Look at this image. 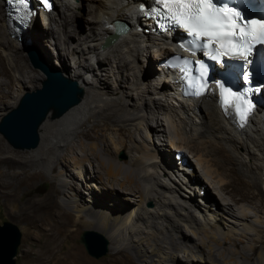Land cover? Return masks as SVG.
I'll return each mask as SVG.
<instances>
[{"label":"bare ground","instance_id":"1","mask_svg":"<svg viewBox=\"0 0 264 264\" xmlns=\"http://www.w3.org/2000/svg\"><path fill=\"white\" fill-rule=\"evenodd\" d=\"M152 1L52 0L51 9L34 2L33 22L19 40L9 29L6 0H0V77L10 73L1 67L4 56L26 82L29 62L24 45L28 48L31 40L32 45L42 46L49 62H57L84 89L81 102L65 114L48 115L39 129V145L19 157L21 169L12 168L11 161H17L14 155L0 157V164L6 163L0 171V189L6 198L15 199L24 187L44 177L56 183L57 189L41 197L28 190L21 208L31 234L38 242L44 240L34 259L46 258L48 264L106 263L92 262L81 249L64 253L59 247L80 226L110 239L109 262L116 264H127L128 252L138 260L129 264H264V95L254 102L256 107L243 127L234 111L224 113L215 85L197 98H181L171 70L163 65L175 52V35L166 45L167 37L140 18L142 8ZM86 6L93 20L84 34L75 35ZM40 11L46 18L43 26L49 28L46 38L37 28L38 35L29 32ZM120 20L127 28L103 46ZM150 55L157 59L154 71L146 67ZM44 75L30 77L43 82ZM7 84L0 80V98ZM153 87L160 89L155 93ZM171 98L184 116L172 107L163 128L170 157L157 140H137L133 129L146 122L152 134L159 135L164 101ZM107 120L118 127L104 123L105 128L115 129L118 135L96 131ZM124 130L129 132V145ZM120 148H127L129 163L118 159ZM195 165L211 178L202 179ZM214 181L231 195L233 204L218 201L211 190ZM197 188L205 193L199 196ZM195 191L199 202L194 201ZM223 212L239 222L228 216L227 220Z\"/></svg>","mask_w":264,"mask_h":264},{"label":"snow or ice","instance_id":"2","mask_svg":"<svg viewBox=\"0 0 264 264\" xmlns=\"http://www.w3.org/2000/svg\"><path fill=\"white\" fill-rule=\"evenodd\" d=\"M26 14L31 15L30 0H14ZM45 9H51V0H39ZM155 6L145 10L146 15L157 20L158 27L167 31L171 26L184 30L189 37L179 47L196 57L201 53L207 60L221 65V79L209 77V65L204 59L175 56L174 67L183 73V79L192 94L196 96L213 91L212 85L218 90L221 108L227 115L234 111L243 127L256 104L252 93L260 92L264 85L255 89L244 90L230 85L227 73L232 67L231 62L242 61L251 64L250 57L258 46H264V15H249L241 7V0H154ZM233 5V6H230ZM243 81L251 85L249 72H242Z\"/></svg>","mask_w":264,"mask_h":264},{"label":"rangeland","instance_id":"3","mask_svg":"<svg viewBox=\"0 0 264 264\" xmlns=\"http://www.w3.org/2000/svg\"><path fill=\"white\" fill-rule=\"evenodd\" d=\"M44 19H46L45 14L41 13V11H40L35 16V20H36L35 24L37 27L36 26L33 27V29L29 30V32H31V33H33V31L35 32L36 28H37V32L39 34H41V37L46 38L48 33H49V28H46L45 26H43ZM80 19H81V23L77 24V26L74 27L75 28V35L84 34L88 30L89 24L93 20V16L89 12V8L87 6L83 10V13L80 16ZM37 32H35V33L38 35ZM27 34H28V32H27ZM27 34H26V36H27ZM70 41H73V40H70ZM27 44L32 45L33 43L30 40V43H27ZM26 46L27 45H24L25 52H26V59L29 62L28 65H25V63H24V65L26 66L25 68L27 70V76H28L26 82H23L20 80V72H15V69L10 67V65L5 60L4 56H2L3 57V64H1V67L5 70H9L10 73L8 75H5L3 78L0 77V80L5 79L6 83H8L6 86L3 87L2 90H3L4 94H2L1 98H0V120H1L2 116L11 107L17 105L20 97L26 92V90L28 88L36 89V88L42 86V83H43L42 81H40L37 78L32 79L30 77V75H37L38 76L40 73H43V72L40 69L35 68L31 64L30 59L28 57ZM36 46L39 48V50L41 51V53L43 54V56L47 60V56H46L44 50L41 48L42 46H38V45H36ZM59 50L62 51L61 48H59ZM147 58H148L147 59L148 63L146 62L147 70L154 71V68H155L154 66H156L155 63L157 62V59L154 57V55L153 56L150 55ZM150 58L152 60L151 64H149ZM19 62H20V60H19ZM48 63L51 66L57 67V68L62 70V68L60 66H58L59 64H57V62L54 63V61L53 62L48 61ZM97 70L101 72V70H99L98 68H97ZM155 70H156V68H155ZM131 73H133L132 70L128 72L130 82L133 81L131 79L134 78L133 75H131ZM105 74H107V73H105ZM105 74L104 75L102 74V76L106 77L107 75H105ZM90 75H92V74H90ZM147 77L150 79V77H153V76L150 74H147ZM44 78H45V75H44ZM10 81H12V82H10ZM9 83L11 86L9 85ZM159 84L157 82H155V86H159ZM114 85H117V83L115 82ZM128 85H131V84L128 83ZM152 89H153V92L156 93V91H159L160 87H153ZM130 91H134V93H135V90H130ZM173 99L172 98L169 99L168 102L164 101L165 113L162 115L164 126L163 127L159 126V128H160L159 129V135L152 134L151 125L146 123V122L139 124V126H141V129L138 130V129H136V127L133 129V131H135V132H133V134L137 140L142 141L144 139L145 140L147 139V142H149V143L150 142L153 143L152 141L154 139L157 140V142H160L161 147L165 150L164 154L167 151L168 154L170 155V157L172 156V153L170 152V150H168L169 141H168L167 135L164 134V132H163V128L166 127L168 124V121L171 117L170 111H171L172 107H173V109L177 110V112L179 113L180 116H182V112H181V109L179 107L178 102L176 100H173ZM104 123H107L112 128L118 127V125H116V123L114 121L107 120L106 122L103 121L100 123V125L96 128L97 132L106 133L107 135L116 134L115 129H106ZM161 127H162V129H161ZM173 130H174V128L171 127L170 132H169V134L172 136L174 135ZM92 133H94V132H92ZM116 135H118V134H116ZM124 135H125L124 139L127 141L128 145H129L131 143V140H130L131 138H130L128 130H124ZM160 138L162 140H160ZM0 145L2 147V150L0 152V157H4L6 155H12V156L14 155V157L17 159V161H14V160L11 161L12 168L15 170L21 169L19 166H21L22 164L18 161V159H19V157L22 159V157L27 156L29 154V150L28 149H19V148L13 147L12 145H10L7 142V140L5 139V137L1 133H0ZM100 146L103 147L104 144L100 142ZM185 153L189 156V159L191 160V162H193L195 164L196 161H194L195 160L194 157L193 156L190 157L191 153L189 151H186V150H185ZM117 156H118L119 160L129 163V156L127 154V148H120L117 152ZM97 165H98V161H95L94 162L95 168ZM5 167H6V163L2 162L0 164V171L4 170ZM195 167H196V165H195ZM196 169L199 172L201 178L202 177L203 178L205 177L206 179L211 178L209 176H208V178H207V176H205L206 174H205V171L203 169H201L199 167L198 168L196 167ZM202 179H200V180L202 181ZM202 183L208 184V182H202ZM212 185L213 186H211V190L215 191V194L217 195V197H219L218 201L222 200V201L230 202L232 204L234 203L231 195L226 193L225 191H223L217 182L214 181V183ZM82 187L83 188L86 187L85 183L82 185ZM55 189H57V185L49 177L42 178L41 180L37 181L35 183V185H33L30 188L24 187V189L20 192V194L17 197H15V199L14 198H11V199L6 198L0 189V224H2L6 220H9V221L17 224L19 226L21 232H22L21 244L19 246L18 253L16 255L17 264H48L49 263L46 258H43L41 260H35L34 259L37 255V251H38L40 242L41 241L43 242L44 240L42 239L40 242H38V239L31 234V228L28 225V221L24 220L25 214L23 213L21 208L25 205V203H26L25 201H27V199H26L27 196H29V194H28L29 192H27L28 190H32L31 191V192H33L32 194H36V196L41 197V196L45 195L47 192H49L51 190H55ZM81 194L84 195L85 193L83 191H81ZM197 194L198 193L195 191V194H194V201L195 202H199V201H197L198 200ZM212 195L214 198V194H212ZM216 199H218V198H215L214 201H216ZM197 204H200V203H197ZM223 215H226L225 218H227V216H228L233 221L239 222V220L237 218L230 217L227 213L223 212ZM230 219H229V221H230ZM227 220H228V218H227ZM84 230H88V229L80 226V228L77 232L72 233L70 235H67L66 239H63L59 244V247H61L62 251L65 253V252H68V250L70 251V250H74V248H78V249H81L85 253V255L87 256V258L89 260H91L92 262L99 263L100 261H102L104 263L106 262L105 264H116L114 262H109L110 257H111L112 252H113V248L111 247V241H110V249L108 250V252L105 255H103L99 258H96V257L89 254V252L87 251V249L85 248L83 243L80 241L81 234L83 233ZM263 244H264V241H263ZM128 253H129V257L126 258L127 264H129L130 261L131 262H138V260L136 259V257L132 253H130V252H128ZM193 263H196V262H193Z\"/></svg>","mask_w":264,"mask_h":264},{"label":"water","instance_id":"4","mask_svg":"<svg viewBox=\"0 0 264 264\" xmlns=\"http://www.w3.org/2000/svg\"><path fill=\"white\" fill-rule=\"evenodd\" d=\"M116 32L107 36L103 46L109 45L126 27L118 21ZM30 43V40H27ZM31 64L46 76L40 88L25 92L16 106L0 120V133L15 148L33 149L40 143L39 129L52 112L53 117L65 114L81 102L84 89L78 81L51 66L35 46L27 48ZM22 232L19 226L9 220L0 224V264H17L16 255L21 244ZM80 241L90 255L99 258L110 246L109 239L94 230H84Z\"/></svg>","mask_w":264,"mask_h":264}]
</instances>
